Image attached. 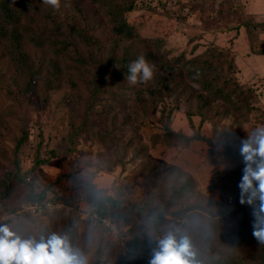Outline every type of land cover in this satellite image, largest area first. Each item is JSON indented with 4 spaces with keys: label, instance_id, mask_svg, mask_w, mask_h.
I'll list each match as a JSON object with an SVG mask.
<instances>
[{
    "label": "rangeland",
    "instance_id": "1",
    "mask_svg": "<svg viewBox=\"0 0 264 264\" xmlns=\"http://www.w3.org/2000/svg\"><path fill=\"white\" fill-rule=\"evenodd\" d=\"M29 1L44 9L39 1ZM77 1L82 14H75V24L85 40L71 38L62 54L55 56L67 79L63 91L50 96L46 105L35 95L20 97L18 90L10 95L6 92L12 89L10 81L0 83V114L10 108L17 112L11 136L0 138V192L7 190L0 196V222L8 220L7 215L16 208L28 204L29 192H37L49 184L60 187L92 184L102 195L120 200L127 213L131 205H146L153 196L176 197L172 185L188 177L192 193L179 196L175 208H189L196 204L195 200L224 205L231 190L240 191L238 185L244 167L240 142L248 132L264 125V55H260L264 50V0H136L134 9L124 17L138 38L127 42L113 34L103 1ZM60 4L59 16L66 26L74 12ZM155 41L157 44L153 45ZM126 45L140 53L156 49L154 52L162 54L164 62L179 69L177 76L186 73L184 62L199 57L206 49L210 57L222 52L227 58L235 57L236 69L231 76L236 84L254 91L239 96L242 105L237 112L226 98L214 101V95L186 80L185 85L170 87L175 97L170 95L162 103L157 102L156 107L150 106L148 116L135 124L129 119L121 127V120L115 114L128 110L116 101L120 99L126 104L132 96V85L118 80L116 66H110L108 70L114 75L108 78L110 74L102 70L99 82L103 84V93L94 95L89 91L93 79L88 73L93 71L90 61L93 67L101 68L111 51L117 58L131 57L134 51L125 50L127 54H123ZM77 53L86 63L73 61ZM6 60H1L0 67L12 75ZM220 66L225 68V61ZM219 79L214 80L217 86L222 83ZM114 80L118 84L114 85ZM208 80L213 82L211 77ZM147 84L141 83L137 90L142 94V87ZM71 86L74 89L67 106L58 100ZM78 98L92 109L77 112ZM202 100L206 107L197 111L196 105L202 104ZM19 113L22 121L17 119ZM21 133L25 139L17 145ZM177 134L192 139L185 142L175 137ZM195 136L201 139L196 140ZM29 213L33 214H25ZM127 214L133 222L141 223L134 212ZM61 221V217L23 216L17 221L20 224L17 231L36 239L45 227L48 233L57 235ZM92 227L72 228L74 249L79 253L84 249L86 264L96 263L99 254L100 264H114L125 253L116 246L122 243L104 232L102 236L99 228ZM120 228L127 232L131 224H121ZM64 230L72 240L73 233L68 234L67 226ZM139 233V237L145 235L151 239L155 231L148 228ZM205 246L201 243L191 251L203 264H209L206 259L212 247L209 252L200 253ZM125 257L128 262L133 260L131 256Z\"/></svg>",
    "mask_w": 264,
    "mask_h": 264
},
{
    "label": "trees",
    "instance_id": "2",
    "mask_svg": "<svg viewBox=\"0 0 264 264\" xmlns=\"http://www.w3.org/2000/svg\"><path fill=\"white\" fill-rule=\"evenodd\" d=\"M37 1L42 4V0ZM93 1L95 3L103 1L102 5L105 6V13L109 21L113 24V34L122 38L125 42L131 39L134 41L138 38L124 17L125 13L127 14L134 9V1L136 0H125L121 3L119 2L120 0ZM60 3H63L62 6L74 12L73 15L69 16V21L66 26H64V21L59 16L60 9L57 10L44 4H42L44 9H39L38 5L31 3L29 0H15L14 3L13 0H0V63L2 59H7L6 61L10 64L9 70L12 73V75H9L8 70L0 67V83L10 81L9 84L12 85V89H6V92L10 93V95L11 91L18 90L20 97L29 98L35 95L40 99L41 104L47 105L46 102L50 96L63 91L67 79L62 75V71L56 63L55 56L59 55L68 47L71 38L76 36L80 40H85V36L77 29V25L75 24V14H82V8L79 6V2L77 0H60ZM125 3L129 4L126 5ZM22 16L24 17L23 21L20 20ZM152 44L156 45L157 41ZM128 46L126 45L124 47L123 54H127L126 51H134L131 57L122 55L121 53L122 56L117 58L114 51H111L108 54L110 58L106 64L100 66L101 68L99 66L96 68L93 67V62L90 61L92 65L91 70L93 71L88 73L93 79L91 85H89V91L95 95L97 93H103V89L101 88L103 84L99 82L102 70L110 74L108 78L114 75V73L108 70L110 66H116L115 74L118 77L117 79L121 81L126 80L125 76L128 66L141 56L153 67V79L147 82L148 84L142 83V85L147 84L145 87H142V94L137 90V86L141 85V83H138L131 86L132 96L126 104H123L120 99H117L116 103L121 108L128 110L124 114H115L118 115L116 119L120 118L121 120V127L129 119L133 120L134 124L135 122H139L142 117L148 116L150 106L154 105L156 107L157 102L162 103L170 95L175 97L176 94L170 87L185 85L186 80L192 81L204 90L206 89L207 92L214 95V98H212L214 101L226 98L229 104L232 103L233 109L237 112L240 111V105H242L239 104V96L246 92L254 91L250 87H247L248 89L245 88L244 85L238 82L236 84V80L234 81L233 76H231L233 70L236 69L235 57L227 58L222 52L216 54L215 57H210L208 56L210 52L206 49L203 53L199 54V57L184 62L186 73L177 76L179 69L171 67L164 62L161 58L162 54L158 51L154 52L156 49L151 52L140 53V50L137 51L133 48H128ZM260 55H264V50L260 52ZM227 56L233 55L227 54ZM73 61L75 63H81V65L86 63V61L84 62V58L80 56V53L75 55ZM224 61L225 68L222 69L220 64ZM85 70L88 71V69L84 68ZM176 77L179 79L174 81ZM209 77L213 79V82L208 80ZM217 78H220L219 80L222 82L218 86L216 82L214 83V80ZM118 80H114L112 83L114 85L118 84ZM72 85L76 86L73 83ZM74 86H71V89L64 93L58 101L61 103L64 102L67 105V99H69V95L74 89ZM225 89L226 91H224ZM110 92L111 90L109 92L107 91L108 94ZM72 102L74 103V101ZM205 105V100H202V104L199 103L196 105L197 111L201 107H206ZM75 106L78 107L77 112L80 109H84L87 112L92 109L90 104H85L80 98L77 99V105ZM75 106L70 108H75ZM110 110L113 111V107ZM16 115L17 112H12L11 108L8 112L0 114V138L4 139L11 136L12 128L16 127L13 123ZM241 115L245 117V114L241 113ZM17 119L22 121L23 118L20 113ZM175 137H180L185 142L192 139L182 134H177ZM24 139V134L21 133L20 137L16 140L17 145L20 142L22 143ZM195 139L199 140L201 138L195 136ZM229 145L231 149H234L232 147L233 143ZM172 186L174 187V193L177 195L176 197L172 196L173 194L170 196L161 194L149 198L146 205L133 204L129 207L127 213L134 212L141 223L133 222L130 219V216L125 213L120 200L116 201L102 195L101 190L96 189L92 184H84L82 186L70 185L67 187L49 184L42 190L29 192L26 197V202L29 205L33 203L41 205L46 198L53 196L56 200L67 203L65 192L68 189L74 188L84 194L89 204L101 217L115 222L119 227L121 224H131L130 230L123 232L126 240L122 242L121 246L116 244L125 253L114 264H149L145 263L143 259L135 257V252L150 254L158 249L157 237L162 240L169 231L177 230L178 238L183 235L185 237L188 236L190 248H195V246L204 243L206 246L200 249V253L205 251L209 252V248L212 247L211 254L208 253V259H206L209 264H264V245L258 243L253 236V207L246 203H240V191L231 190L229 193L227 192V196L232 197V200L230 203H227L226 199L224 205H213L210 202L201 203L195 200V205L193 204L189 208L182 209L180 207L175 208L178 204V198L181 195H190L192 193V182L186 177L185 181L174 183ZM5 191L7 190L0 192V196ZM146 207L148 208L146 209ZM21 209L22 205L7 215L6 219L8 220L1 221L0 226H9L10 231L24 240L34 238L29 236L28 233L21 235L17 231L20 227V221H17L22 219L23 216H27V218L30 216L61 217L62 221L57 236L65 235L73 249L76 243L72 228L84 225L93 229L91 222L88 220H80L75 211L63 215V213L55 209H45L44 206H41L39 212H31L33 213L31 215L30 213L25 214L26 212L21 211ZM11 215H15L16 217L12 218L10 217ZM178 219L179 222H177ZM64 226L68 227V234L73 233L72 240H70L71 236L68 237L66 235ZM148 228L150 231H155L151 239H148L145 235H142V237L138 236L140 234L139 232L143 233ZM97 229L100 230L99 233L103 236L105 233L103 228L98 226ZM52 235L53 233H48V229L44 227L43 233L41 232L37 235L35 240L38 242L41 239L46 241ZM84 240H87L86 236ZM214 248L217 249V252ZM192 252L194 253V251ZM80 253L82 255L85 254L84 249L81 248ZM125 256H131L133 260L128 262ZM190 259L191 264H203L196 253ZM99 260L100 254L94 264H100Z\"/></svg>",
    "mask_w": 264,
    "mask_h": 264
},
{
    "label": "clouds",
    "instance_id": "3",
    "mask_svg": "<svg viewBox=\"0 0 264 264\" xmlns=\"http://www.w3.org/2000/svg\"><path fill=\"white\" fill-rule=\"evenodd\" d=\"M42 4L60 8V0H42ZM153 75V67L141 56L128 66L125 79L136 85L151 81ZM239 154L244 165L238 185L240 203L253 207V236L264 245V125L248 132L240 142ZM192 256L188 238H178V230L169 231L159 241L149 264H191ZM0 264H86V261L71 247L67 237L54 234L46 241L24 240L7 226H0Z\"/></svg>",
    "mask_w": 264,
    "mask_h": 264
},
{
    "label": "built area",
    "instance_id": "4",
    "mask_svg": "<svg viewBox=\"0 0 264 264\" xmlns=\"http://www.w3.org/2000/svg\"><path fill=\"white\" fill-rule=\"evenodd\" d=\"M65 196L67 203L60 202L56 200L55 197L50 196L46 198L41 203V205H39L38 203L23 205L21 211L39 212L41 206H44L45 209H55L57 211H65V213H70L72 211H75L80 220H84V221L88 220L91 222V225L95 227L101 226L105 232V235L108 236L110 239H113L114 241L120 243L126 240L122 228L117 226L115 222L107 218L101 217L95 211V209L89 204L88 199L84 196V194L81 191H77L76 189L71 188L65 192ZM231 200L232 197L229 196L226 202L230 203ZM10 217L15 218L16 216L11 215ZM177 222H179V219L177 220ZM156 241L159 244L160 238L157 237ZM151 255H153V252H151L150 254L135 252L134 254L135 257L143 259L145 263L150 262Z\"/></svg>",
    "mask_w": 264,
    "mask_h": 264
}]
</instances>
